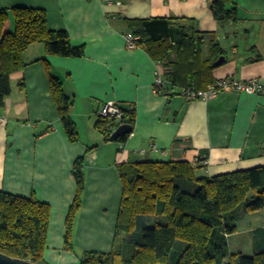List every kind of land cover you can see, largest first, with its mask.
<instances>
[{"label": "crops", "instance_id": "crops-1", "mask_svg": "<svg viewBox=\"0 0 264 264\" xmlns=\"http://www.w3.org/2000/svg\"><path fill=\"white\" fill-rule=\"evenodd\" d=\"M211 1L0 0V10H45L48 28L65 31L73 47L84 49L81 58L48 57L51 76L61 79L72 99L69 111L78 141L69 142L60 123L40 43L24 52L25 67L9 76L11 91L0 109V191L34 194L51 206L47 240L60 254L50 263H78L64 253L63 237L76 194L72 166L81 156L86 184L73 239L83 253L112 251L123 192L119 175L132 163L206 160L207 166L195 170L197 178L264 166V94L226 90L188 102L176 92L156 95V65L167 69L163 79L170 82L173 64L154 60L142 44L126 48L125 36L132 34L128 21L164 18L173 27L192 25L200 33H213L227 51V59L212 69L211 83L236 78L241 83L259 79L264 85V0H233L239 22L226 28L215 21ZM202 47L208 53L207 41ZM170 58L175 62L176 53ZM106 101L135 108L124 141H106L102 126H96ZM66 254L68 263L62 261ZM44 260L50 264L47 253Z\"/></svg>", "mask_w": 264, "mask_h": 264}, {"label": "trees", "instance_id": "trees-1", "mask_svg": "<svg viewBox=\"0 0 264 264\" xmlns=\"http://www.w3.org/2000/svg\"><path fill=\"white\" fill-rule=\"evenodd\" d=\"M209 9L221 28L239 22L233 0H213ZM128 24L139 38L138 45L142 44L150 57L173 64L169 79L175 87L204 89L212 82L210 74L215 64L227 59V51L213 33H200L192 25L173 27L164 18ZM206 41L208 53L202 49ZM35 43L44 46L47 57L42 61L64 133L69 142H76L79 136L69 111L72 99L65 95L61 79L51 76L48 57L81 58L84 49L73 47L65 31L49 29L45 10H0V109L11 91L9 76L25 67L24 52ZM174 52L175 62L170 58ZM133 122V117L127 121L130 125ZM96 126L100 128V122ZM99 131L107 141L106 130ZM126 137L121 136L117 142ZM196 159V164L132 163L121 170L123 192L114 237L116 242L125 235L124 244L114 243L107 253L84 252L77 264H264V228L253 230L251 254L229 253L227 244L229 236L236 233L241 213L264 209V166L197 178L195 170L204 165L200 164L203 159ZM83 164L81 156L72 166L76 194L66 214L63 237L64 249L69 252H74L73 223L85 187ZM50 211L51 206L39 202L34 194L23 197L0 191V253L31 264H45ZM128 236L132 237L129 243ZM176 242L185 246L183 250L175 246ZM171 253L174 256L169 262Z\"/></svg>", "mask_w": 264, "mask_h": 264}, {"label": "built area", "instance_id": "built-area-1", "mask_svg": "<svg viewBox=\"0 0 264 264\" xmlns=\"http://www.w3.org/2000/svg\"><path fill=\"white\" fill-rule=\"evenodd\" d=\"M126 38V48L129 50H135L138 47V38H135L131 33H127ZM166 68L162 67L161 64H157L155 67V78L153 81V93L154 94H175L182 96L187 102L195 100H207L211 96L218 92H223L226 90L235 92H244L249 94H264V85L259 79H249L245 83H241L236 78H222V80H215L206 89L196 90L192 87L181 88L175 87L172 83L167 82L163 79ZM176 90V91H175ZM135 108L131 105L127 108H121L119 105L112 101H106L98 109L97 117L98 121L102 124V128L108 136H110L120 125L128 124L127 121L133 117ZM0 123L2 119L0 117ZM193 164L198 163L197 159L192 160ZM200 164L207 166L206 160L200 162Z\"/></svg>", "mask_w": 264, "mask_h": 264}, {"label": "rangeland", "instance_id": "rangeland-1", "mask_svg": "<svg viewBox=\"0 0 264 264\" xmlns=\"http://www.w3.org/2000/svg\"><path fill=\"white\" fill-rule=\"evenodd\" d=\"M100 126H102L101 123H100ZM85 184H86V182H85ZM82 196H83V194H82ZM81 200H82V198H81ZM51 210H52V208H51ZM79 210H80V208H79ZM79 210L76 212V215L79 212ZM76 215H75L73 227L75 226V223H76V218H77ZM65 220H66V218H65ZM49 223H50V221H49ZM263 224H264V209L261 211L251 212V213H247V214L241 213L239 218H238V221L236 223V233L229 236V238L227 240L229 253H241L242 252L244 254H251L252 249H253V244L251 242V236L253 234L252 230L263 226ZM74 229H75V227L73 228L72 239L74 238ZM119 237L120 238H118L116 240V242H114V243L116 245L124 244V241L126 239L125 235L124 236L120 235ZM48 246L49 245H48V240H47L46 249L44 251L45 252L44 258H45V254L47 253L48 263H50V260H51V262H55L56 256H59L60 251L58 250V248L56 246H54V249L52 248V246H49V248H48ZM64 251H65V249H64ZM73 251L74 252L65 251L64 253L68 252L78 262V257H80L83 254V251H80L79 248H75L74 239H73ZM173 256H174V253H171L169 262H171ZM67 259H68V257L66 254V257L62 261L65 263H68ZM50 264H53V263H50ZM69 264H73V263L69 262ZM74 264H76V263H74Z\"/></svg>", "mask_w": 264, "mask_h": 264}, {"label": "water", "instance_id": "water-1", "mask_svg": "<svg viewBox=\"0 0 264 264\" xmlns=\"http://www.w3.org/2000/svg\"><path fill=\"white\" fill-rule=\"evenodd\" d=\"M224 61V58L219 60L215 65L219 66L221 62ZM132 125L130 124H122L120 125L110 136H108L107 141L109 142H115L117 141L121 136L128 135L131 133ZM132 237L128 236L127 243L131 241ZM0 264H31L30 262L24 261V260H18L11 257H7L4 254L0 253ZM33 264V263H32Z\"/></svg>", "mask_w": 264, "mask_h": 264}]
</instances>
